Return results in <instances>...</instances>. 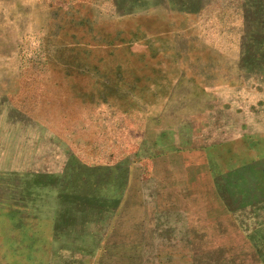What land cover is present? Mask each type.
I'll use <instances>...</instances> for the list:
<instances>
[{
  "label": "rangeland",
  "instance_id": "374dc122",
  "mask_svg": "<svg viewBox=\"0 0 264 264\" xmlns=\"http://www.w3.org/2000/svg\"><path fill=\"white\" fill-rule=\"evenodd\" d=\"M0 264H264V0H0Z\"/></svg>",
  "mask_w": 264,
  "mask_h": 264
}]
</instances>
